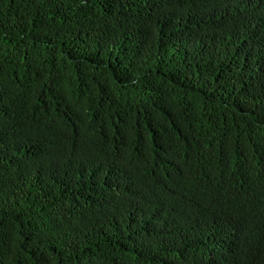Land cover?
I'll use <instances>...</instances> for the list:
<instances>
[{
  "label": "trees",
  "instance_id": "1",
  "mask_svg": "<svg viewBox=\"0 0 264 264\" xmlns=\"http://www.w3.org/2000/svg\"><path fill=\"white\" fill-rule=\"evenodd\" d=\"M0 264H264V0H0Z\"/></svg>",
  "mask_w": 264,
  "mask_h": 264
}]
</instances>
